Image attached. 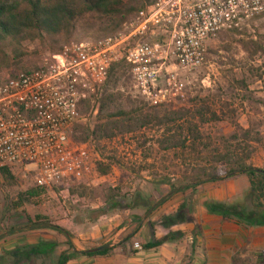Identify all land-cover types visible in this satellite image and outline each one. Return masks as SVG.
Wrapping results in <instances>:
<instances>
[{"label":"rangeland","instance_id":"rangeland-1","mask_svg":"<svg viewBox=\"0 0 264 264\" xmlns=\"http://www.w3.org/2000/svg\"><path fill=\"white\" fill-rule=\"evenodd\" d=\"M11 1L0 0V4ZM154 1L136 0L134 6ZM134 21L136 18L125 22L119 31ZM102 27L85 24L56 42L47 38L24 42L15 54V65L0 72L12 76L34 70L70 43L102 39ZM157 39L152 36L146 41ZM7 51L11 54V49ZM164 70L175 82L168 103L152 105L138 93L128 70L108 90L104 85L93 103L87 101L89 107L81 110L84 121L75 127L72 140L89 147L94 166L90 176L41 191L34 184L30 167L26 171L10 169L12 179L0 175V241L19 235L30 239L45 235L25 230L27 218L35 215L84 230L94 223V211L104 207L110 197L141 191L158 201L168 192L162 183L179 186L206 181V173L217 176L229 171L245 156L250 157L243 160L248 166L264 171V17L211 41L206 61L198 70L182 71L172 61ZM105 98L101 112V99ZM121 113H128L127 117ZM200 114L204 117L199 122ZM189 123L197 128L196 140L189 135ZM98 164L109 166V174L100 176ZM229 178L233 177L221 180ZM30 189L38 196L26 197ZM245 201L244 211L251 214L249 199ZM64 249L59 247L55 255ZM55 255L44 262L55 264Z\"/></svg>","mask_w":264,"mask_h":264},{"label":"built area","instance_id":"built-area-1","mask_svg":"<svg viewBox=\"0 0 264 264\" xmlns=\"http://www.w3.org/2000/svg\"><path fill=\"white\" fill-rule=\"evenodd\" d=\"M263 15L264 0H156L123 31L70 43L28 72H0V168L30 167L41 191L90 176L91 151L72 134L84 121L83 102L93 103L113 65L128 67L138 93L152 105L165 104L175 87L163 73L169 61L196 71L211 41ZM152 36L162 43L147 42Z\"/></svg>","mask_w":264,"mask_h":264},{"label":"trees","instance_id":"trees-1","mask_svg":"<svg viewBox=\"0 0 264 264\" xmlns=\"http://www.w3.org/2000/svg\"><path fill=\"white\" fill-rule=\"evenodd\" d=\"M136 0H13L11 2L0 4V71L2 68H12L16 52L22 47L24 42L39 40L44 41L45 38L52 42H56L59 38L69 37L76 27L85 24L90 26H103V34L107 36L114 35L118 32L121 26L145 11L149 3L134 6ZM156 1V0H155ZM153 3V2H152ZM261 17H264L261 16ZM258 17V18H261ZM257 19V18H256ZM96 23V24H95ZM233 30L230 32H235ZM100 37V36H99ZM99 39V38H97ZM157 42L162 43V39ZM11 49V54L8 51ZM13 54V55H12ZM15 65V64H14ZM128 70L124 64L113 65L108 73V78L105 84V89L113 85L118 77ZM28 72V71H26ZM17 75V74H16ZM15 76V75H12ZM106 90V91H107ZM106 98L101 99L100 110H104ZM89 107L88 102H83L80 109L83 112ZM128 113H121V117H127ZM208 114V113H204ZM204 114H200L197 120L202 121ZM212 117H215L211 113ZM189 135L193 138L197 137V128L189 123ZM77 128V127H76ZM74 128L75 130H77ZM250 157L245 156L244 159H237L233 163V168L229 171L222 172L217 176L215 174H205L208 178L206 181L188 182L179 186H174L170 182H164L163 185L168 187V192L162 199L153 201L146 197L141 191H135L125 197L113 196L106 200L105 206L94 211V221L110 217L111 215L122 210L128 211H143L144 215L155 211L158 207L165 204L174 194H184L191 190V194L186 197V200L178 206L175 214L164 216L161 219V227L164 229L173 228L185 224H195L193 218V206L195 188L205 182H216L221 180V177L245 176L248 179L249 190L243 198V202L239 205L227 206L215 202L201 203L205 211L216 217H221L223 220L234 222L241 226L247 227H264V171L248 166L245 161ZM223 161L227 158L222 159ZM97 172L100 176H106L110 172L109 166L98 164ZM0 175L4 178L12 179L8 168H0ZM28 198L38 196V192L30 189L25 193ZM245 199H249V204L252 208V213L248 214L244 211ZM27 227L29 231H52L61 235L65 241L62 244L55 242H39L36 245L15 248L10 251H5L0 256V264H21L38 262V257H46L45 260H50L56 250L64 246L66 249L56 256L55 264H67L68 261L76 257L82 256H108L112 249L107 246H102L101 250L95 253H86L75 251L71 239L72 235L64 228L51 223V221L42 215H35L32 219L27 218ZM151 228L153 225H150ZM196 231V229L194 228ZM183 233L180 231L170 232L160 240H153L151 243L141 247L143 250L157 248L163 244L171 243L180 240ZM264 254V251H263ZM44 260H39L43 262ZM46 264V263H45Z\"/></svg>","mask_w":264,"mask_h":264},{"label":"crops","instance_id":"crops-1","mask_svg":"<svg viewBox=\"0 0 264 264\" xmlns=\"http://www.w3.org/2000/svg\"><path fill=\"white\" fill-rule=\"evenodd\" d=\"M248 190L249 183L245 176L200 184L195 188L193 197L195 204L192 215L195 224L169 229L161 227L162 217L175 214L178 206L191 194V190L184 194H174L165 204L145 215L140 210H122L86 225L84 230H79L78 225L70 228L58 222L54 225L64 228L72 235L71 243L77 252H86L102 246L112 249L108 256L77 255L67 264H264V227L239 226L208 214L201 204L215 202L227 206L239 205ZM150 225H153L152 228ZM175 231L183 233V237L178 241L149 250L137 251L133 248L135 244L142 247ZM40 232L45 235L31 239L19 235L1 240L0 256L5 251L36 245L39 242L62 244L65 241L55 232ZM61 252L59 251L57 256ZM45 258L38 257L37 261ZM34 263L37 262H31Z\"/></svg>","mask_w":264,"mask_h":264},{"label":"water","instance_id":"water-1","mask_svg":"<svg viewBox=\"0 0 264 264\" xmlns=\"http://www.w3.org/2000/svg\"><path fill=\"white\" fill-rule=\"evenodd\" d=\"M100 250H101V247H98V248H95V249L88 250V251H86V253H95V252H98Z\"/></svg>","mask_w":264,"mask_h":264}]
</instances>
